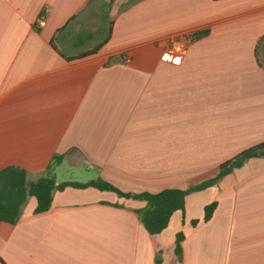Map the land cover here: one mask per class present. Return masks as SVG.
I'll use <instances>...</instances> for the list:
<instances>
[{
  "label": "crops",
  "instance_id": "crops-1",
  "mask_svg": "<svg viewBox=\"0 0 264 264\" xmlns=\"http://www.w3.org/2000/svg\"><path fill=\"white\" fill-rule=\"evenodd\" d=\"M262 143L264 0H0V172L158 194ZM36 207L0 221V264H264V157L189 195L157 237L146 203L93 187Z\"/></svg>",
  "mask_w": 264,
  "mask_h": 264
},
{
  "label": "trees",
  "instance_id": "trees-1",
  "mask_svg": "<svg viewBox=\"0 0 264 264\" xmlns=\"http://www.w3.org/2000/svg\"><path fill=\"white\" fill-rule=\"evenodd\" d=\"M261 157H264V143L240 153L235 158L221 165L218 174L212 179L193 185L185 190L168 189L158 194L143 193L138 195L124 193L102 179L85 184L65 182L57 185L54 177L50 175L36 182H30L27 180L26 172L17 168H8L0 172V182L5 179V182H1L0 185V221L15 224L21 216L22 206L28 197L36 199L37 207L34 211L35 214H42L51 208L53 195L56 191H63L68 187L76 189L93 187L100 191L115 193L121 198L146 203L144 209L137 210L135 213L138 215L146 231L152 237H157L168 228L171 218L175 213L180 212L184 216L185 202L189 195L217 187L224 177L241 168L247 161ZM60 161V158L56 159V163H60ZM217 207L218 201L216 198L205 206L204 222L210 221ZM199 223L200 220H193L192 226L196 227ZM184 239V233L180 232L177 234L175 255L179 258L183 255L182 243Z\"/></svg>",
  "mask_w": 264,
  "mask_h": 264
},
{
  "label": "built area",
  "instance_id": "built-area-1",
  "mask_svg": "<svg viewBox=\"0 0 264 264\" xmlns=\"http://www.w3.org/2000/svg\"><path fill=\"white\" fill-rule=\"evenodd\" d=\"M38 25L44 27L46 25V20L44 16L39 20ZM172 53L170 59H175L177 56L182 55L185 52L186 46L190 43L189 39L182 38L180 40L172 41Z\"/></svg>",
  "mask_w": 264,
  "mask_h": 264
}]
</instances>
